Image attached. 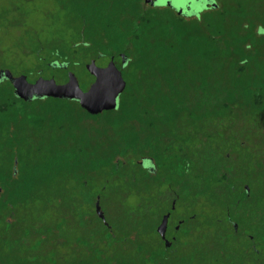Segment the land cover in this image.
Instances as JSON below:
<instances>
[{"label": "flooded vegetation", "instance_id": "obj_1", "mask_svg": "<svg viewBox=\"0 0 264 264\" xmlns=\"http://www.w3.org/2000/svg\"><path fill=\"white\" fill-rule=\"evenodd\" d=\"M138 1L142 16L173 15L171 30L193 25L205 29L212 15H232L240 29L251 22L255 36H264L259 33L264 31V0ZM48 4L42 22L71 11L64 3ZM77 14L84 27L72 46L81 45L77 52L86 55L83 62L74 60L76 51L67 52L64 37L44 41L39 21L33 30L35 46L24 45L18 56L20 69L9 59L0 70L24 75L30 83L55 79L54 74L46 77V70L64 71L67 81L71 65H78L89 77L78 79L87 90L98 77L86 66L93 62L106 69L113 62L125 87L113 110L91 115L77 101L72 105L79 109V121L83 112L93 117L112 114L106 121L84 119L94 129L92 166L84 161L89 155L81 151L80 127L61 124L66 119L62 110L71 105H34L43 112V126L28 127V136L17 144L22 152L15 150L13 165L0 168L6 172L0 182V264H264V42H249V57H223V75L250 74L254 79L251 97H244L247 89L232 86L212 97L198 79L184 89L189 91L184 97L176 80L173 110L166 113L164 73L152 70L157 64H147L158 57L134 53L127 34L119 42L101 29L86 40L87 18ZM9 19H0V37L9 26L31 27L33 20ZM4 52L0 45V61ZM63 62L69 63L68 69L52 67ZM123 96L127 115L119 136L113 113ZM136 98L138 103H132ZM100 122L106 130H100ZM37 155L60 160V182H51L50 166L20 165V159L33 161ZM39 171L47 174L43 193L35 192L32 182ZM40 195L44 198H36Z\"/></svg>", "mask_w": 264, "mask_h": 264}, {"label": "trees", "instance_id": "obj_2", "mask_svg": "<svg viewBox=\"0 0 264 264\" xmlns=\"http://www.w3.org/2000/svg\"><path fill=\"white\" fill-rule=\"evenodd\" d=\"M53 1L56 6L64 5L70 9L69 15L72 20L77 23L79 36L84 25L78 22L77 13L82 14L87 18L85 37L89 39L92 34L99 30H103L107 35H111L114 40L123 42L126 39V34L130 35V42L133 45V51L137 54L154 55L157 59H152L147 64H157L158 67H151L152 70H159L164 75V111L171 113L172 106L175 100L172 99V88H175V81L180 82L182 89L181 95L188 96V89L191 87V81L200 80V86H208L210 95L216 97L220 90L224 87H242L247 89L243 91L244 97H251V88L256 84L250 74L243 75L241 78L234 76H225L222 74L225 68V60L223 57L226 54H241L242 56H251V43L258 39L255 36V30L251 22L249 26H244L240 29V25L236 19L229 15H212L209 26L202 29L196 25L191 27H176L174 30L169 28L174 21L173 15L153 13L142 16L138 0H14L11 4V9L1 13L0 19L3 22H10V17L15 16L17 22H28L39 20L43 15L42 12L47 8L48 2ZM82 8L81 12L78 9ZM68 15V14H67ZM135 32V33H134ZM134 33V34H133ZM259 33L264 31L259 30ZM80 41V40H79ZM257 42H264V36L259 37ZM123 48V45L119 46ZM245 59V58H244ZM235 66V64H234ZM243 66L245 64L243 63ZM250 68H248L249 70ZM231 70H234L232 68ZM245 70V68H243ZM194 71L201 72V75L191 74ZM249 72V71H248ZM191 77V78H190ZM0 92L2 99L0 101V168L11 167L13 165L12 154L15 150L22 152L23 149H17V144L21 145V141L28 136L27 128L30 126L42 127L45 118L40 110L35 107V104H68L69 109L62 110L65 113L66 119L61 124L69 126L78 125L82 130V149L83 153L89 156L84 158L86 166H92L90 153L92 150L90 133L94 134V129L90 127V123L84 119H100L108 120L112 114H104L97 117L90 116L88 113L81 114L82 120H75L76 113H80L75 106V101L44 99L34 100L32 103H27L20 100L13 93L12 86L9 82L0 84ZM181 93V91H180ZM126 96H123L119 110L113 113V125L115 134L122 136L124 128V119H126L127 111L125 110ZM132 103H138V98L132 100ZM33 104V105H32ZM45 107H42L44 109ZM25 112V113H24ZM29 112H31L29 114ZM51 114L54 111H50ZM68 115V116H67ZM51 126L56 122H50ZM61 125V126H62ZM107 125V124H106ZM90 127V128H88ZM100 130H106L100 122ZM91 130V131H90ZM106 132V131H105ZM56 145V144H53ZM73 147L75 145H72ZM31 161V163H30ZM108 161V159H107ZM21 166H34L36 168L52 167L50 177L51 182L61 181V170L63 164L59 159L47 160L42 155H37L32 160L20 159ZM69 167V166H68ZM6 175L5 171H0V182L2 177ZM46 173L43 171L33 174L35 192L43 193L44 188L41 187L46 180ZM36 198H44L43 195Z\"/></svg>", "mask_w": 264, "mask_h": 264}, {"label": "water", "instance_id": "obj_3", "mask_svg": "<svg viewBox=\"0 0 264 264\" xmlns=\"http://www.w3.org/2000/svg\"><path fill=\"white\" fill-rule=\"evenodd\" d=\"M122 58L125 65L126 55L123 54ZM52 67L68 69L69 63L52 64ZM86 69L90 74L98 77L97 81L87 90L82 89L73 72L68 73V80L62 84L57 83L54 78H39L34 83H30L26 76H14L9 70H0V80H9L14 88V94L25 102L42 98L74 100L91 115L115 109L117 98L125 87L121 72L114 66L113 62L106 69H98L92 62L86 66ZM16 168L17 160L14 165L15 170Z\"/></svg>", "mask_w": 264, "mask_h": 264}, {"label": "rangeland", "instance_id": "obj_4", "mask_svg": "<svg viewBox=\"0 0 264 264\" xmlns=\"http://www.w3.org/2000/svg\"><path fill=\"white\" fill-rule=\"evenodd\" d=\"M14 2V0H0V12L4 13L7 10L11 9V4ZM48 6H50L48 4ZM0 13V16L2 15ZM39 21L42 23L39 31L41 38L44 41L50 40L51 38H54V35L58 37H64L66 39L65 42V49L67 52L73 53V51H76L80 48L81 45L72 46L74 42H79L80 36L78 32V26L77 23H75L72 20V16L69 15H60L56 14L55 18L53 19H47L44 22H42L41 19L34 20L31 22V27L27 26H21V25H13L9 26L8 28L4 29L1 33V39L2 42H0L1 49L5 51V55L3 56L2 61H0V66H4L6 64V60L13 59L15 62V67L17 70L20 69V63H17V60L19 59L18 56H20L22 49L24 48V45H27L31 48H33L34 45V34L33 30L37 28V24ZM18 40H21V42H18ZM84 46V45H83ZM75 59L77 61L83 62L85 60V56L81 53L77 54L75 53ZM89 55V54H88ZM6 56L8 58H6ZM29 65L35 66V63H30ZM71 69L73 73L77 76V78L81 81L89 80L88 75L86 74L85 70L82 66H76L71 65ZM46 77H49V75L54 74L56 82L59 84L65 83L67 79V75L64 71H51L46 70Z\"/></svg>", "mask_w": 264, "mask_h": 264}, {"label": "snow or ice", "instance_id": "obj_5", "mask_svg": "<svg viewBox=\"0 0 264 264\" xmlns=\"http://www.w3.org/2000/svg\"><path fill=\"white\" fill-rule=\"evenodd\" d=\"M165 2H166V0H157V4H163Z\"/></svg>", "mask_w": 264, "mask_h": 264}]
</instances>
